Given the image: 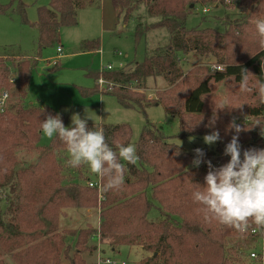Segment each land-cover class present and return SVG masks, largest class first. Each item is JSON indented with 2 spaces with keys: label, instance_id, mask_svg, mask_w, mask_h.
Wrapping results in <instances>:
<instances>
[{
  "label": "trees",
  "instance_id": "obj_1",
  "mask_svg": "<svg viewBox=\"0 0 264 264\" xmlns=\"http://www.w3.org/2000/svg\"><path fill=\"white\" fill-rule=\"evenodd\" d=\"M111 1L115 9L124 11L123 23L144 2L148 16L159 18L153 28L165 29L169 39L130 70L104 72L102 78L109 86L101 94L115 98L123 109H139L142 113L148 106L161 105L166 115L177 118L181 138L204 137L218 131L220 140L211 151L202 150L204 163L197 167L193 165L195 154L170 143L164 132L153 125H144L135 143L128 125H103L107 143L114 151H118V145L136 146L139 159L134 165L126 164L123 187L103 192L100 179L99 189L67 180L63 175L66 160L59 158L67 153L66 146L55 137L48 146L38 145L40 124L46 116L59 114L68 127L67 116L44 104L25 105L36 59L0 57V96L7 93L6 105L0 111V264L3 254H11L13 259L20 257L17 264H65L61 256L66 264H86L81 255L95 250L88 242L97 230L112 251L121 246H139L150 254L140 264H240L226 254L228 245L246 247L261 232L255 225L241 233L206 220L201 206L194 202L193 191L195 184L204 185L207 161L214 168L229 161L224 148L235 134L228 129L233 120L245 128L239 135L241 152L264 149V91L260 89L264 84V45L255 27L258 19H264V0H231L232 4L248 5L249 10L243 21L228 23L223 31L215 27L187 28L186 20L196 5H226L225 0ZM99 2L50 0L47 7L37 8V19L32 23L26 19L22 0L0 4V14H15L22 24L34 27L40 52L57 42L60 28L76 25L80 9ZM146 30L139 24L135 26V44ZM188 53L213 56L221 70L197 66L184 72L180 56ZM57 66L58 63L51 70ZM87 75L94 78L95 85L83 93H98L99 74ZM151 77H161L168 83L166 89L155 92L154 99L145 95L146 81ZM221 103L229 108L217 111L214 127H207L215 107ZM27 156L33 157V163L27 164ZM5 203L6 211L2 209ZM154 207L160 215L158 221L148 219ZM68 209H96L99 227L88 225L57 232L59 216ZM252 230L257 231L256 235ZM40 236L44 238L36 242ZM66 237L75 238L72 256L69 252L73 247L66 244ZM30 240L36 244L27 247ZM229 252H236L235 247L231 246Z\"/></svg>",
  "mask_w": 264,
  "mask_h": 264
},
{
  "label": "rangeland",
  "instance_id": "obj_2",
  "mask_svg": "<svg viewBox=\"0 0 264 264\" xmlns=\"http://www.w3.org/2000/svg\"><path fill=\"white\" fill-rule=\"evenodd\" d=\"M22 1L26 4V19L31 23L37 19V8L47 7L50 2V0ZM9 2L10 0H0L1 5H6ZM225 3L227 6L221 5L219 2L196 5L195 11L187 17V28L215 27L223 31L226 24L244 20L249 10L248 5L232 4L231 0H225ZM15 7L13 4L12 8ZM204 9L206 12H203ZM146 10V4L142 2L131 12L129 21L123 23L124 11L120 12L115 9L111 0H100L97 6L80 9L77 12L76 25L60 28L57 42L40 52L37 50L38 33L34 27L22 24L19 16L15 14H0V57L36 59V67L31 74L29 95L25 100V105L36 102L54 110H60L67 116L68 127L71 126L73 114L78 113L81 118H84L86 110V115L92 117L95 123H100V126L128 125L132 132V143L138 140L144 125H153L164 132L170 143L185 148L192 154H195V149H205L209 152L213 149L214 144L206 145L203 137H179L177 118L166 115L161 105L148 106L143 113L139 109H123L117 104L115 98L101 94L105 90V86L108 85L106 82L101 90L98 87V93L88 95L83 93L94 87L95 80L87 73L99 74L100 63L105 66L110 65L112 70H120L119 65L121 64L123 66L121 69L128 71L134 63L141 62L156 48L164 47L168 43V32L162 28H153V24L158 22L159 18L148 16ZM138 24L147 30L139 43L135 44L133 33ZM57 47H61V53L56 52ZM86 48L87 50H85ZM53 60L58 62L55 70H51L53 66L48 65V62L51 63ZM180 65L184 72L197 66H205L209 69L218 67L213 56H196L193 53L181 55ZM164 81L161 77L148 78L146 97L154 99L157 90L166 89L168 83L167 87H163L162 82ZM220 91L224 94V88L221 87ZM96 116L103 120L102 123L97 121ZM93 121L88 120L87 122L91 129ZM50 142L51 139L45 137L42 132L38 145L48 146ZM32 158V156L26 157L27 164L33 163L34 159ZM59 158L61 161L66 160L63 168L65 179L80 184L93 183L98 180V177L92 174L86 165L79 168L68 166V153H63ZM16 202L14 199L13 203L16 204ZM7 205V203L2 204V207L7 210ZM39 209L37 207L36 212ZM96 213V209L63 210L57 222V232L79 229L88 225L97 228L99 222L96 223ZM148 219L160 220V215L155 207L149 212ZM42 238L44 237H36L35 240L37 242ZM96 239L97 235L95 234L94 238L88 242V246L92 248L96 246ZM36 242L30 240L26 246L35 245ZM65 242L73 247L75 238L66 237ZM100 243L104 250V258L125 264H140L143 258L150 255L139 246H121L112 251L108 242L100 239ZM231 246L235 247L236 252H229ZM230 247L228 245L226 254L235 258L240 264H260L261 262L250 257V253L259 252L264 255L263 234L259 238L255 237V240L251 239L246 247L240 244L235 245V243H230ZM75 249L71 248L70 256ZM94 251L82 252L81 256L86 264L94 263ZM19 258L13 259L11 254H3L1 262L2 264H17ZM61 259L63 263H67L63 256Z\"/></svg>",
  "mask_w": 264,
  "mask_h": 264
},
{
  "label": "clouds",
  "instance_id": "obj_3",
  "mask_svg": "<svg viewBox=\"0 0 264 264\" xmlns=\"http://www.w3.org/2000/svg\"><path fill=\"white\" fill-rule=\"evenodd\" d=\"M255 27L261 38L260 43L264 45V19H258ZM242 73L248 72L242 70ZM162 86L167 87V82H162ZM260 89L264 91V84H260ZM225 108H229L225 103L215 107L207 127H214L218 119L216 112ZM96 119L101 123L103 121L97 116ZM88 120L93 121L85 110L84 118L78 113L73 114L71 126L66 127L59 114H49L40 127L45 137L58 138L66 146L68 166L79 168L86 165L103 182V192L118 191L125 183L126 164L134 165L139 159L136 146L118 145V151H114L107 143L100 123L93 121V128L89 129ZM228 129L235 133L224 148V155L230 159L218 168H214L210 161L206 162L208 172L203 186L195 184L194 202L201 206L200 210L206 220H215L241 233L255 225L264 234V149L250 148L241 152L239 135L245 128L233 120ZM219 140L218 131H212L203 137L206 145ZM194 151L196 159L193 160V165L198 167L204 162V152L201 149Z\"/></svg>",
  "mask_w": 264,
  "mask_h": 264
},
{
  "label": "built area",
  "instance_id": "obj_4",
  "mask_svg": "<svg viewBox=\"0 0 264 264\" xmlns=\"http://www.w3.org/2000/svg\"><path fill=\"white\" fill-rule=\"evenodd\" d=\"M203 12H206V9L203 10ZM56 52L57 53H61V48L60 47H57L56 49ZM99 53H101L100 51H98ZM54 63H56V61H54ZM215 69L217 70H221V67H214ZM109 70H112V67L110 65H103L102 63H100V67H99V78L97 80V85L99 87V89L101 90L102 87L104 86L105 84V81L104 79L102 78V74L106 71H109ZM6 101H7V93H2L1 96H0V111H3L5 105H6ZM88 185L89 186H96L98 189L100 188V185H99V178L97 181L91 183V182H88ZM98 227H99V223H98ZM97 227V228H98ZM257 233L256 230H252V234H255ZM97 243H96V246H95V261L93 264H125L124 262H117L115 260H112L110 258H104L103 255H104V250L102 249V244L100 243V235H99V231L97 230ZM263 237H264V234H263ZM250 257L253 258V259H256L258 260L259 262H261L260 264H263L264 263V255H262L261 253L259 252H256V253H250Z\"/></svg>",
  "mask_w": 264,
  "mask_h": 264
},
{
  "label": "crops",
  "instance_id": "obj_5",
  "mask_svg": "<svg viewBox=\"0 0 264 264\" xmlns=\"http://www.w3.org/2000/svg\"><path fill=\"white\" fill-rule=\"evenodd\" d=\"M123 26H124V25H123ZM60 48H61V47H60ZM186 55H189V53L186 54ZM54 61H55V60H53L51 63L48 62V65H49V66H54L56 63H58L57 61H56V63H54ZM119 68L121 69V68H123V66L120 64V65H119ZM31 104H39V103H36V102H35V103H31ZM2 209L6 211V208L4 209V208L2 207ZM67 212H69V211H67ZM88 212H91V211H88ZM95 217H96V223H97V221L99 220L98 211H97Z\"/></svg>",
  "mask_w": 264,
  "mask_h": 264
}]
</instances>
